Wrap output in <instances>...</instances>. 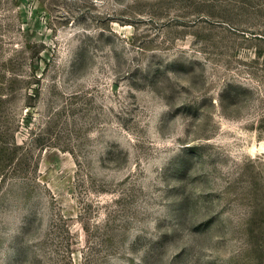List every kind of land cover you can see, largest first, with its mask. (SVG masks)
I'll return each mask as SVG.
<instances>
[{
	"label": "rangeland",
	"instance_id": "374dc122",
	"mask_svg": "<svg viewBox=\"0 0 264 264\" xmlns=\"http://www.w3.org/2000/svg\"><path fill=\"white\" fill-rule=\"evenodd\" d=\"M0 264H264V0H0Z\"/></svg>",
	"mask_w": 264,
	"mask_h": 264
}]
</instances>
